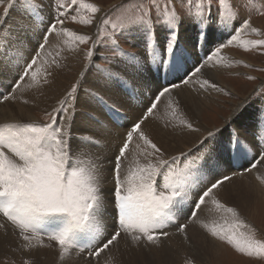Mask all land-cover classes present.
Masks as SVG:
<instances>
[{
    "label": "snow or ice",
    "instance_id": "snow-or-ice-1",
    "mask_svg": "<svg viewBox=\"0 0 264 264\" xmlns=\"http://www.w3.org/2000/svg\"><path fill=\"white\" fill-rule=\"evenodd\" d=\"M69 3L92 14L91 17L85 16L79 20L84 25L92 24L95 14L101 11L98 6L86 3L85 0H69ZM149 3L151 7H145L142 15L122 19L121 31L112 41L115 50L122 52L118 40L135 33L144 41L145 53L151 56L157 72L164 70L165 61L170 58V72L183 71L180 77L183 83L187 84L192 77H197L199 89L221 91L209 79H203L200 83L198 74L201 73L203 64L194 52L201 41L204 46L214 43L213 37L217 28L227 30L226 19L237 18L238 14L229 7L228 0H201L198 10L195 13L189 11L187 18H182L176 11L175 0H164L163 4L160 0H149ZM3 4L4 0H0V6ZM214 4H218L219 8H215ZM24 6L29 15L38 7L35 0H24ZM153 12L157 16L155 22L152 19ZM0 15L3 16L0 19L2 48L6 43L5 38L11 36L10 32L5 31L8 9ZM67 15L63 4L56 6V14L43 33L36 56L25 61L14 88H19L20 81L29 74L34 82L29 87L41 86L42 81L37 79L39 68L34 70L33 66L37 65L39 54L44 50L50 36L64 35L78 43L91 39L67 28L58 30L57 25H63L62 17L66 18ZM72 19L76 21L77 17L73 15ZM101 23L108 25L109 20L105 18ZM157 26L163 30L164 39L158 44V48L163 49V54L155 51L150 43L156 36ZM249 27V20H244L240 26L242 29ZM112 28L115 29L116 25L112 24ZM181 29L184 30V38H180ZM236 31L238 29L233 27L232 33ZM251 31L260 35L255 28ZM190 33L195 34L194 38ZM249 46L264 47V39L243 42L245 50H250ZM95 47L94 41L93 50L86 53L88 58L94 55ZM212 51L209 47V52ZM214 52L218 60L224 59L220 56L219 47ZM123 55L130 62L140 59L131 53ZM189 56L193 57L190 67ZM52 63L59 67L55 59ZM48 75L50 73L46 72L43 82H47ZM106 78L122 87L127 86L119 73L109 72ZM173 87L179 85L164 87L154 94V98L145 108V114L127 126L128 130L118 154L114 157V167L111 170L115 188L111 193L113 199L110 203L115 209L116 221V227L111 233L107 232L103 223V210L108 202L101 191L102 165L93 162L94 158L99 161L100 157H94L91 153L85 159L80 157L82 149L98 147L100 141L85 134L75 151L70 143L78 111V86H73L57 108L46 113L50 117L47 123L31 121L0 124V214L19 229L20 239L27 242L29 249L46 246L41 239V233L48 240L56 242L61 259L71 249H86L89 256L99 257L101 253L118 244L122 233L130 239L132 245L159 246L161 237L168 235L164 228L177 219L173 210H180L186 202H190L188 217L191 222L207 199L214 206V211L221 214L223 223L213 221L211 227L207 223L202 226L213 237L226 241L240 253L248 257H264V240L257 239L254 232L248 231V225L240 218L237 210L221 203L214 194L216 189L232 179L231 175H221L226 167L241 165L244 170L251 172L264 162V93L257 92L242 102L234 110V119L227 128L219 132H209L208 140L201 141L202 147L193 155L199 162L198 172L206 179L200 181L199 190H194L189 180L191 173L187 171V164L184 169L173 168L178 158L172 157L171 161L165 159L163 149L142 129L144 122L157 109L161 98L171 93ZM90 95L113 121L122 118L119 117V109L114 104H109L103 96L95 92ZM7 99H10L9 95L0 94V101ZM179 103L175 101L168 104L172 108L173 119L177 116ZM90 118L104 126L94 116ZM180 124L192 132L199 131V128L193 127L187 120L181 119ZM134 137L137 139L135 148L143 154L145 162L141 164L137 160L135 166H130L122 177V160L127 159L126 153L129 152V145ZM249 156L251 159H248ZM185 160L192 162L191 157H185ZM157 177H161L160 186L156 184ZM177 227L179 232L185 233L187 239L185 230L188 224H178ZM33 240L37 243L33 244Z\"/></svg>",
    "mask_w": 264,
    "mask_h": 264
},
{
    "label": "bare ground",
    "instance_id": "bare-ground-1",
    "mask_svg": "<svg viewBox=\"0 0 264 264\" xmlns=\"http://www.w3.org/2000/svg\"><path fill=\"white\" fill-rule=\"evenodd\" d=\"M262 1L264 2V0ZM43 11L44 9L42 8L36 9L32 15H29L26 13V9L23 6L18 4L14 6L11 11V16L5 21L7 25L5 31L10 32L11 36L5 38L6 43L0 48V94L9 95L10 99L3 100L2 102L0 101V124L38 120L39 117L36 114L37 112L44 114L51 112L53 108L59 106V102H62L64 98H66L73 84L78 86V99L76 102L78 111L73 123V139L70 143L75 151L77 144L83 140L85 134L92 135L100 141L98 147L82 149L80 157L81 159H85L89 153L94 154V157H100L99 161H96L94 158L93 162L102 165L101 191L105 194V200L108 202L103 210V223L107 232L111 233V228L115 229V224L112 221L115 209H109L108 205L113 199L111 193L115 188V182L111 172L114 167L112 159L115 157V154L118 153L119 147L122 145L124 136L128 130L127 126L131 125L145 114V108L154 98V94L164 87H171L173 84H178L179 87H173L171 93L161 98L157 109L144 122L142 129L154 143L163 149L165 159L171 161L172 157L178 158L173 168L184 169L187 164V171L191 173L189 180L192 184V188L194 190H199L200 182L196 181L204 180L206 177L198 172L199 162L193 154L197 153L198 149L202 147L201 141L206 142L209 138L203 134L207 128L204 126L206 123H202L203 117L201 115H203V112L204 114L207 113L212 103H216V99H223L219 92H237L235 88L228 86L226 81L219 76V73L228 68L232 61L238 60V55L230 51H224L223 54L220 53V56L224 57L223 60H218V57L215 55L212 57V60L218 68L210 75L208 74V76L211 77V80H209L217 84L221 91L211 89L204 91L196 88L198 85L195 78L197 77H192L187 84L183 83L180 79L183 75V71L175 73L176 78L167 82V77H169L171 73L169 70L170 66L166 68L167 76L166 72L163 75L165 84L159 81L157 83L155 82L156 84L149 83L145 85L146 80L150 78L152 74L147 70L148 59L145 58L146 56L141 52V60L133 62L130 67L142 69L145 74L139 75L138 77L133 76L130 82L126 80L127 88L117 85L106 78L109 72L114 71H109L102 82L100 81L102 77L91 74L92 67L89 70L86 69L82 76H80L81 78H78L81 68L86 65V61L80 64V50L77 46V41L64 35H52L49 37L48 43L44 46V50L39 54L37 65L33 66L34 70L37 67L39 68L37 79L42 81L41 86L29 87V84H34L31 80V74H29L23 81H20L19 88L6 91L5 84L10 85L12 82L14 85V83L17 82L18 75L22 71V66L25 61H30L37 54L38 45L42 42L43 33L49 23L43 17ZM1 13L2 12H0V14ZM0 19H3L2 15H0ZM225 24L228 25L227 30L217 28L216 35H218V37L216 39L213 37L214 43L210 44L212 50H215L217 46L228 43L243 46L244 41L259 39L256 37L250 39L246 37L244 39L239 36V32L236 31L234 34L232 33V28L235 27V25L231 23ZM252 28L253 27L250 26L244 33L257 35L251 31ZM190 34L194 38L195 34ZM184 36V30L181 29L180 38H184ZM155 38L158 39L159 37L156 35ZM138 40H141V38L138 37ZM141 41L144 43L143 40ZM29 44H33V47L30 48ZM201 45H203V43H200L197 47L202 49ZM54 59L59 64V67L52 63ZM120 61H126V63H117V70L126 72L127 64L130 61H128L127 57H123ZM192 62L193 57L191 56L189 67ZM46 72L50 73V75L47 76V82H43ZM75 73H77V75L74 77ZM131 73L132 69L128 75L131 76ZM93 92L103 96L109 104H114L116 108L119 109V117L122 118L113 121L107 112L97 103L96 99L90 95V93ZM25 101H27V103H25ZM175 101H179L180 103L177 116L173 119L171 118L172 108H169L168 104ZM173 106H175L174 103ZM205 107H207V110H205ZM90 116H94L95 119L102 121L104 126L102 127L100 124L96 123ZM181 119L192 123L193 127L199 128V131L192 132L183 127L180 124ZM136 143L137 139L134 137L132 144L129 145V152L126 153L127 159L122 160V177L126 174L130 166H135L137 160L141 164L145 162L143 154L135 148ZM185 157H191L192 162L188 163ZM248 159H251V156H249ZM221 175H231L232 179L215 190L214 194L216 198L226 206L235 208L240 218L244 220L249 229L251 222L254 224L259 215V205H264V200L260 199L261 196H264V179H262L264 178V162L251 172L244 170L241 165L232 168L226 167L221 172ZM156 184L157 186L162 184L161 177H157ZM190 210L191 204L184 210L187 212H181L180 216L183 217L188 214ZM0 215L3 216L2 214ZM226 215L227 214H225V216ZM1 216L0 255L11 253L13 250L17 249L18 252L28 253V256H30L36 264H119L120 261L118 258H125L134 248H140V252H144L145 255L149 253L150 250H153L154 257H152L151 254L149 256L153 258L152 260L155 261V264H178L183 258H189L190 261H202L209 257L217 258L220 257L223 250V246L215 243L213 240L215 238H212L210 232L204 227V232L194 229V227L202 221L203 223L209 224L210 227L213 221L223 223L221 214L214 211V206L211 201L207 199L206 204L201 206L200 211L196 214V218L191 222H186L188 224V228L185 231L187 239H185V233H180V235L171 233L170 237L168 236L167 238L161 239L159 246L141 245L133 247L130 239L124 234V237L120 238L116 246L112 247L110 250H106L104 253H101L99 257L95 258L89 256L87 252H82V250L77 251L76 249H71L70 253L64 259H61L56 242L45 239V236H42L41 239L46 246L33 247L32 249L30 248V252H26L28 249L23 247L20 248L21 246L19 243L23 240L20 239L19 232H17L19 229L13 227L10 222L7 223ZM258 228L264 230V227ZM167 231L168 230H166V232ZM36 243L37 241L34 244ZM129 244L130 247L127 248ZM169 248L172 249L169 250Z\"/></svg>",
    "mask_w": 264,
    "mask_h": 264
},
{
    "label": "rangeland",
    "instance_id": "rangeland-1",
    "mask_svg": "<svg viewBox=\"0 0 264 264\" xmlns=\"http://www.w3.org/2000/svg\"><path fill=\"white\" fill-rule=\"evenodd\" d=\"M85 2L95 4L101 9L99 13L95 14V18L93 19V22L90 25L81 24L79 20L84 18L85 16L91 17L92 14L90 12H85L84 10L78 7L72 6L69 3V0H55V2L54 0H35V3L38 5L37 9L40 8L44 9L43 17L48 22L55 16L57 5L63 4L65 6V10L68 12V15L66 18L62 17V19H64V24L63 25L58 24L57 25L58 30L61 28H67L76 32L77 34H83L91 37V39L85 43L77 42V46L79 47L80 50V56H79L80 64H83L84 61H86L85 62L86 65L83 68L80 67L81 70L79 72L78 78H81L80 76H82V74L86 71V69L89 70L92 67L91 74L102 77L100 79L101 82L105 79L109 71H114L116 73H119L120 76L123 77L125 81L127 80L130 82L133 76L138 77L139 75L145 74L144 71L142 69H136L130 67V65L133 62H128L126 72L119 71L116 68L117 62L120 61L123 57H126L125 55H123V53H131L135 55L137 58H140L139 60H141L142 57L140 56V54L142 52L143 55L146 56L145 58L148 59L147 61L148 68L147 67L146 68L147 70H149V73L152 74L151 77L152 78L154 77L153 78L154 80L151 77L148 78L146 80L145 85H148L149 83L156 84L159 81H162V83L165 84V79H163V75L166 72L167 66H170V58H168L165 61L164 70L157 72L156 64L153 63L151 56L145 53L144 43L141 40H138V36L135 33L130 34L126 39L118 40L119 48L122 49V52L115 50V45L112 43L113 39H116L121 31L122 19L128 17L135 18L142 15L145 7L148 8L151 7L149 0H85ZM160 3L163 4L164 0H160ZM199 3H201V0H175V8L182 18H187V14L189 11L195 13L198 10L197 6ZM228 3H229V7L232 8V10L236 12L238 16L236 19H226L225 23H229V24L231 23L235 25V28L238 29L237 32H239L238 33L239 36L244 39L246 37L248 39L252 37L264 39V2L262 0H237V2H234V0H228ZM10 4H11V8H9ZM18 4H21L25 8L24 0H4L3 6H0V12H2L1 14H3L6 9H8V19H9V16H11L12 9L14 8V6ZM214 7L219 8V5L214 4ZM73 15L77 17L76 21L72 19ZM105 18L109 20L108 25H103L101 23V21ZM152 19L153 22H155L157 19L155 12H153L152 14ZM245 19L249 20L250 26L257 29L260 35L257 36L249 33L247 34L244 33V31L247 29H242L240 28V26L242 25ZM112 24L116 25L115 29L112 28ZM156 35L159 38L158 39L154 38L150 43L152 44V47L155 51H158L161 54H163V49L157 48L158 44L164 39L163 30H161L159 26H157L156 28ZM217 37L218 35L214 36L215 39ZM94 41L96 42L94 55L91 58H88L86 56V53L90 50H93ZM201 43H203V41H201ZM227 45H228L227 47H224L223 45L217 46L220 49V53L223 54L224 51H230L235 55H238L239 59L232 61L231 65L228 68H226L224 71L219 73V76L224 81H226L228 86H232L233 88H235L237 92L234 91L233 92L229 91L224 93L219 92L221 93L220 95L223 99L222 100L216 99L215 100L216 103H212L211 108L208 110L207 107H205L207 113L204 114L203 112L204 116L203 115L201 116L203 117L202 123H206L207 125V126L204 125L205 128H207V130H205L203 133L207 137H209V132H217V131L219 132L220 130L227 128L229 126L230 121L234 119L233 116L234 110L237 108V106L241 105L242 102L249 99L250 97H253L254 94H256L257 92L264 93V47L249 46L250 50H245L243 46H237L232 43H228ZM29 46L30 48H32L33 44H29ZM201 47L202 49H199L198 47L195 49L196 56L200 58L203 64L201 73L198 74L200 77V83H202L203 79H210L211 77H209L208 74L210 75L218 68L214 63V61L212 60L213 59L212 57L215 55L214 49L212 52H209V47L212 49L211 45L209 46L201 45ZM188 59L190 60L191 56H189ZM131 69H132V73L131 76H129L128 73L130 72ZM3 74H4V70H3ZM76 75L77 73H75L74 77ZM166 76H167V72H166ZM249 77H252L253 79H249ZM173 78H176V75L175 73L171 72L169 77H167V82L171 81ZM195 79L197 80V78ZM73 86H75V84H73L71 87L73 88ZM196 88L199 89L198 86ZM12 89H14L12 82L10 83V85L5 84L6 91H10ZM36 114L38 115L39 118L38 120H33V121L39 123H47L50 119V117H48L44 113L37 112ZM21 123H26V122H21ZM117 154L118 153H116L115 155ZM113 160L114 158L112 159V161ZM196 182H200V180ZM260 199L264 200V196H261ZM190 204H191L190 202H186V204L182 207V209L173 210V213L177 217V219L175 222H170L168 226L164 228V231L168 230L167 237L168 236L170 237L171 233L180 235L181 232L178 231L177 225L185 224L186 222H189L188 214L182 217L180 216V213L181 212L186 213L188 210L186 212L184 210L187 209ZM108 205H109V209L111 208L114 209L111 203H109ZM259 206H260L259 215L256 218V222L254 224L251 222L248 231L254 232L257 239L264 240V230L262 228H258V227H264V205H259ZM1 217L7 223H9V221L6 220L7 218L5 216H1ZM112 221L115 224L114 227H116V221L114 219V216ZM202 223L203 221L197 226H195L194 229L200 232H204ZM12 226L15 227L14 225ZM113 230L114 229L111 228V232ZM17 232L19 231L17 230ZM42 236L45 235L41 233V237ZM121 237H124V233L121 234ZM167 237H161V239ZM211 237L215 238L213 239L215 243L223 246V250L220 257L217 258L209 257L206 258V260L204 259L202 261H196V260L190 261L189 258L188 259L183 258L182 259L183 261L180 260L178 264H264V257H259V258L248 257L247 255H244L239 251H237L232 245L228 244L226 241L221 240L217 237H213L212 235ZM45 239H47L46 236ZM22 242L19 243L21 246L20 248L23 247L25 249H28L27 251L26 250L24 251L30 252L31 250L27 247L26 244L27 242L25 241ZM35 242L36 241L33 240L32 243L34 244ZM129 247L130 244L127 246V248ZM133 247L136 246L133 245ZM170 249L172 248H169V250ZM140 251H141L140 248L138 249L134 248L131 251V253L129 252L130 255L128 254L125 258L119 257L118 258L120 261L119 264H155V261L152 260L153 259L152 257H154L153 250H150V252L147 253L146 255L144 252L141 253ZM82 252L88 253L86 249L82 250ZM150 254L152 255V257L149 256ZM0 264H36V263L30 256H28V253H22L21 251L18 252L17 249H15L11 253L1 254Z\"/></svg>",
    "mask_w": 264,
    "mask_h": 264
}]
</instances>
